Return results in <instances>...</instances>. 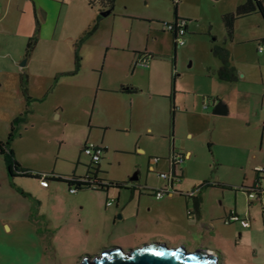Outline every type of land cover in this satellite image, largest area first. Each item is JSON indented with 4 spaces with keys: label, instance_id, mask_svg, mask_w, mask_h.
<instances>
[{
    "label": "rangeland",
    "instance_id": "1",
    "mask_svg": "<svg viewBox=\"0 0 264 264\" xmlns=\"http://www.w3.org/2000/svg\"><path fill=\"white\" fill-rule=\"evenodd\" d=\"M48 1L56 12L61 5L64 7L66 15L62 24L65 21V29L35 32L38 44L32 59L37 64L49 52L51 59L68 66L72 58L79 55L82 67L73 75L62 76L66 84L56 82L54 68L46 66L45 71L42 70L45 77L50 75V88L43 100L35 102L36 112L22 126L23 135L14 145L17 158L25 166L39 172L85 175L92 160L83 149L86 144L95 143L106 148L101 161V177L130 182L131 177L137 175L144 183L148 174L151 181L158 177L157 172L149 170L150 163L158 170H170L175 148L178 153L192 150V155L177 165V171L184 173L179 185L186 190H193L205 181L234 184L233 187L240 190L242 186H252L256 173L250 154L254 144L258 149L264 140L261 127L264 108L259 96L263 85L260 69L264 71V63L258 64V58L264 53H257L253 43L235 49V64L242 72L248 69V79L238 84L232 97V114H214V105L203 108L201 92L218 94L221 101L230 88L229 83L217 78L209 69L214 67L212 60L215 59L210 40L200 37L190 48L185 49L183 44L175 49L174 34L164 29L163 24L175 21L178 3L180 15H190L189 19L184 17L190 24H201L203 18L199 16L206 18L220 4L214 8L212 0H118L111 13L97 12L96 20L85 29H74L76 18L70 15L74 12L70 5L63 0ZM41 13L44 15L43 11ZM240 23V29L246 34L251 27L264 29L259 13L243 18ZM190 35L187 34V39ZM12 37L6 35L8 42ZM54 43H58L56 50L52 48ZM146 51L154 54L148 65L139 62L138 52ZM37 74L39 76L34 77L39 79V71ZM40 84L36 81L33 90L41 88ZM99 84L110 90H101L96 95ZM123 85L135 86L138 92L122 94L119 89ZM5 88L0 86L1 111ZM187 98L196 101L195 110L202 115L192 109L185 112ZM57 102L62 104V118L54 112ZM172 104L177 109L174 118ZM190 131L193 136L188 134ZM247 171L249 176L245 175ZM36 182V178L18 177L10 185L15 191L26 188L35 196ZM0 188L5 189L7 185H0ZM90 190H79L78 194ZM225 191L232 199L234 192ZM19 194V200L11 197L9 202L21 204L24 196L26 202L35 201L22 191ZM95 194L105 195L101 191ZM31 210L38 213L35 207ZM33 219L36 223L41 221L36 224L37 229L47 233L45 224L49 221L40 217ZM103 229L99 239L88 235L76 242H43L32 236L7 240L0 251V264H34L35 260L39 264H76L80 256L98 253L110 244L126 248L139 245L143 240L161 242L151 233L142 234L139 242L132 241L125 236L123 228L112 224ZM44 237L53 235L49 233ZM233 249L224 253V264H264V242L246 251Z\"/></svg>",
    "mask_w": 264,
    "mask_h": 264
},
{
    "label": "crops",
    "instance_id": "2",
    "mask_svg": "<svg viewBox=\"0 0 264 264\" xmlns=\"http://www.w3.org/2000/svg\"><path fill=\"white\" fill-rule=\"evenodd\" d=\"M63 1L65 4L68 3L70 5V9L74 10L72 14L70 13L74 19L76 18V27L74 29H85L93 19L96 20L97 12L102 13L103 11L99 6H92L89 0ZM212 1L214 2L212 5L214 8L219 4L220 7L216 11L212 10L209 12L206 18L200 15L199 17L201 19L203 18L201 24H190L189 20L187 21V34L189 33L191 35L188 39L186 37L184 48H190L195 43V40H198L200 37L210 40L211 52L215 59L212 60L214 67H209V69L214 72L217 78L229 83L227 86L230 90L223 96V100L221 101L227 107V114H232V97L238 89V84L248 79V69L242 72V68L235 64V49H239L244 44L253 43L257 53H264V50L259 51V44L261 42L264 43V29L258 27L257 29H253L251 27V29H247V34L240 29V20L252 16V14L238 18L234 24L233 35L229 36L223 16L227 13L234 12L237 6L245 0ZM117 2L118 0L115 1L111 12L115 9ZM51 4L48 0H0V86L2 88L6 87L5 91L2 92L5 97L3 102L4 109L2 111L0 110V140L6 139L11 129L12 120L16 116L23 114L27 108V99L22 88L25 79L27 80L28 92L33 97L30 105L32 112L28 115L27 120L21 124L20 135L13 141L14 151L15 141L23 135L21 130L22 126L36 112L35 102L43 100L47 96L48 89L50 88V75L47 74L45 77V72H42V70L45 71L46 66L54 68L56 82L58 84H66L62 82V76H67L68 74L73 75L82 67L81 63L80 67L77 68L76 55L70 61L72 64L65 66L67 64L63 65L60 60L51 59L49 52H46V56L42 61L36 64L34 59H32V55L37 47L38 41L33 52L29 56L25 54L27 43L35 32L44 29H65V21L62 24V20L66 15L63 13V10H65L64 7L61 5L60 11L56 12L51 9ZM178 5L175 11V20L180 17L189 19V14L180 15ZM41 11L44 12V15ZM56 15L57 18L55 17ZM6 35L9 38L14 37L9 39L8 42ZM215 45L229 50L230 63L235 66L238 74L236 80L231 81L218 76L217 72L222 65V60L213 53V47ZM57 46L58 43H54V46H52L54 48L53 50H56ZM174 47L176 49V44ZM138 53L140 54V52ZM263 63L264 54L258 58L259 66H262ZM37 71L40 73V78L43 79H36L34 77L39 76ZM260 71L262 73L260 81L263 85L259 96L261 105L264 108L263 68ZM250 78H252L251 81H254L252 76ZM70 80L72 81L73 79ZM36 81L37 83H41V88L33 90V85ZM100 86L101 84H99L96 90V95H99L101 90H110L107 86L104 88ZM131 88H136V91H128ZM119 92L132 95L138 92V88L132 85H123L119 89ZM201 93L204 98L202 102L204 109H208L211 105L215 107L220 99L218 94H207L209 93L208 91H202ZM186 104L185 112L189 113L192 109L194 113L202 115L195 110V100L190 101L187 98ZM173 107H175L174 104L171 106V111ZM176 111L177 109L175 107L174 113L172 114L173 118ZM54 112L58 117H63L64 112L60 102L56 103ZM203 115L209 116L206 114ZM261 127L264 138V120ZM25 130H27V127H25ZM188 134L190 136L194 135L192 131ZM180 154L185 157L190 156L192 155V150H188L185 153L181 152ZM15 156L17 158L16 151ZM250 156L253 159L252 168L256 173L252 186L257 183L264 186V174H260V178L256 170L257 166L264 164V140L260 143L258 149L256 144H254V149ZM17 160L25 166L19 157ZM150 160H152V156ZM149 170L157 172L158 177L156 181H151L150 175L148 174L144 183L138 176L136 180L138 187H133L132 184L128 183L125 184V187H111L106 189V191H95L92 189L88 192L85 191L87 193L81 194H78L79 190L75 193L70 192L69 187L63 181L50 180L49 186H42L39 179H37L36 186L33 189L36 194L34 196L26 188H20V191H15L10 185L14 183V179L23 176L11 178L5 158L0 152V185L2 187L7 185L5 189L0 188V251L6 246L4 242L11 239L16 240L18 237L26 238L27 236H32V239H36L37 241L60 243L83 241L84 237L88 235H91L92 238L99 239L101 230H104L103 227L111 224L120 229L123 228L125 236L128 239L130 238V240L133 239L132 241L135 242H139L138 239L140 238L143 239L141 237L142 234L151 233L155 235V238H160L161 242H165L170 246H185L188 251L204 249L216 253L219 256L220 264H224V253L226 250L234 248L235 250L246 251L254 247L256 248L260 243L264 242V216L262 209L258 203L251 202L248 199V195L244 189L240 190L238 187H233L234 184L205 181L201 186H195L193 190H186L183 186L179 185L184 173H179L177 171V165L175 166L171 161V167L168 172L174 171L178 177L174 178L170 193L158 199L154 195L155 190L167 186L169 181L159 174L165 171L158 170L154 164H149ZM248 171L245 173L247 176H249ZM124 181L126 182V180ZM242 187L249 188V186ZM226 189L234 192L232 199L227 195ZM21 190L31 196V198H35V201L32 199V203L29 201L26 202L27 197L24 196L22 197L23 201L21 204L19 202H9L11 197L19 200L21 197L19 192ZM98 191L104 192L105 195L95 194ZM22 194L24 193L22 192ZM110 198L114 199V203L107 205V201ZM242 200H245L244 203ZM33 207L37 208V214L32 212L31 209ZM233 210H236L241 215L249 216L251 218V226L244 228L239 223L225 224L223 221L224 217ZM189 211H192V213L189 214ZM35 217L49 221L45 224L47 233L42 231L41 228L39 230L37 229L36 224H40L41 221L36 223L33 219ZM49 233L53 237L45 238L44 236ZM152 241L157 240L154 239ZM152 241L143 240L139 245ZM131 243L129 242V244ZM111 245L114 244H110L109 246ZM139 245L127 246L126 248ZM103 248L105 246L100 251ZM39 263L36 260L34 261V264ZM25 264H30V262Z\"/></svg>",
    "mask_w": 264,
    "mask_h": 264
},
{
    "label": "trees",
    "instance_id": "3",
    "mask_svg": "<svg viewBox=\"0 0 264 264\" xmlns=\"http://www.w3.org/2000/svg\"><path fill=\"white\" fill-rule=\"evenodd\" d=\"M115 1L116 0H89V3L92 6H99L101 10H105V9L113 8ZM176 9H177V5L175 6V11ZM256 13L261 14L264 20V0H245L244 2H242L237 6V9L234 12L225 14L223 16V19L227 28L228 35L229 36L233 35L234 24L238 18L249 16ZM37 41L38 38L36 35L32 36L29 39L26 47V53H25L26 56H29L33 52V49ZM143 53H147V51L140 52V54ZM213 53L222 60V65L219 67L217 72L218 76L222 79H227L231 81L236 80L238 78V74L236 72L235 66L231 65L230 63L229 50H227L222 46L215 45L213 47ZM153 56L154 54H152V58ZM80 65H81L80 56L77 55L76 56L77 68H79ZM22 88H23V93L27 99V108L23 114L16 116L12 120L11 129L6 139L0 140V152L5 158L7 169L11 178L17 176H23V177H32V178L40 179L42 174H46L49 180L63 181L68 185V187L77 186L78 190L89 189V188L93 189L92 187L93 182L91 180H93L94 183L97 182L101 185H103L102 182H106L105 187L107 189L111 187H116V188L125 187V183H126L125 181L108 180L107 178L100 177V172L103 171L100 162H92V164L89 166L87 174H91V176L77 175L75 173L71 175H62L56 173L55 171L39 172L23 166L15 156L13 141L17 136L20 135L21 124L27 120L28 115L32 112L30 105L32 103L33 97L28 92L26 79L23 81ZM128 91L130 92L136 91V88L128 89ZM174 110L175 107H173L172 109V114L174 113ZM172 152L173 154L177 153L175 148L173 149ZM260 174L261 173L258 172V175L261 178ZM67 176L71 177V179L66 178ZM85 178L88 180L87 181L82 180ZM21 191L25 193L23 190Z\"/></svg>",
    "mask_w": 264,
    "mask_h": 264
},
{
    "label": "water",
    "instance_id": "4",
    "mask_svg": "<svg viewBox=\"0 0 264 264\" xmlns=\"http://www.w3.org/2000/svg\"><path fill=\"white\" fill-rule=\"evenodd\" d=\"M111 10L112 8L103 10L102 14L107 15ZM227 111L222 101H218L213 110L215 114H227ZM137 179V175L131 177V180ZM128 183L126 181L125 184ZM155 253L165 255L158 256ZM76 264H220V261L216 253L204 249L188 251L185 246H170L165 242L152 241L129 248L111 245L98 253L84 255Z\"/></svg>",
    "mask_w": 264,
    "mask_h": 264
},
{
    "label": "built area",
    "instance_id": "5",
    "mask_svg": "<svg viewBox=\"0 0 264 264\" xmlns=\"http://www.w3.org/2000/svg\"><path fill=\"white\" fill-rule=\"evenodd\" d=\"M164 29L171 31L174 34L175 44L176 46H181L185 44L186 41V34H187V19L186 18H179L176 19L174 22L166 21L163 23ZM264 50V43L261 42L259 44V51ZM152 58L151 53H143L142 56L140 54L139 56V62L144 65H148L150 59ZM264 106V104H263ZM84 152L91 157L92 162H100L103 158V154L105 153V147L99 144L91 143L86 144L84 146ZM179 155V156H177ZM185 158L184 155L180 153H174L171 161L172 164L175 166L178 165L183 159ZM257 172L264 174V164L257 166L256 168ZM163 177L168 179V185L158 188L155 190V197L160 199L163 198L165 195L169 194L172 190V184L175 177H178L174 171L172 172H161L160 173ZM86 176H91V174H85ZM66 178L71 179V177L67 176ZM84 181H87L88 179H82ZM40 184L42 186H49L50 180L48 179L46 174H42L41 178L39 179ZM93 182L92 187L95 190H101V189H107L105 187L106 182H102L103 185L91 180ZM248 198L251 202H256L260 205L262 209V213L264 216V186L260 183H257L256 185L249 187V188H243ZM70 192L75 193L78 191L77 186H70L69 187ZM114 203V199L110 198L107 201V205H111ZM192 211H189V214H191ZM225 224H232V223H239L242 227L247 228L251 226V218L247 215H241L236 210H233L229 214H227L223 219Z\"/></svg>",
    "mask_w": 264,
    "mask_h": 264
},
{
    "label": "flooded vegetation",
    "instance_id": "6",
    "mask_svg": "<svg viewBox=\"0 0 264 264\" xmlns=\"http://www.w3.org/2000/svg\"><path fill=\"white\" fill-rule=\"evenodd\" d=\"M137 181L136 180H131L130 182H129V184H132L133 185V187H138V185H137V183H136Z\"/></svg>",
    "mask_w": 264,
    "mask_h": 264
},
{
    "label": "snow or ice",
    "instance_id": "7",
    "mask_svg": "<svg viewBox=\"0 0 264 264\" xmlns=\"http://www.w3.org/2000/svg\"><path fill=\"white\" fill-rule=\"evenodd\" d=\"M156 255L158 256H162V255H165L164 253H155ZM194 259V258H193Z\"/></svg>",
    "mask_w": 264,
    "mask_h": 264
}]
</instances>
